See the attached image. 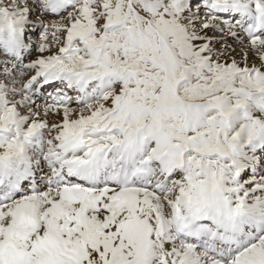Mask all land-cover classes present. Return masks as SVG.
Instances as JSON below:
<instances>
[{"label":"snow or ice","instance_id":"1","mask_svg":"<svg viewBox=\"0 0 264 264\" xmlns=\"http://www.w3.org/2000/svg\"><path fill=\"white\" fill-rule=\"evenodd\" d=\"M0 264H264V0H0Z\"/></svg>","mask_w":264,"mask_h":264},{"label":"rangeland","instance_id":"2","mask_svg":"<svg viewBox=\"0 0 264 264\" xmlns=\"http://www.w3.org/2000/svg\"><path fill=\"white\" fill-rule=\"evenodd\" d=\"M239 51V50H238Z\"/></svg>","mask_w":264,"mask_h":264}]
</instances>
